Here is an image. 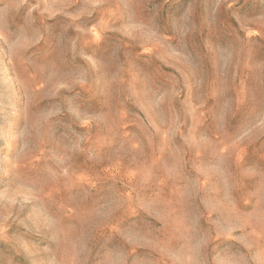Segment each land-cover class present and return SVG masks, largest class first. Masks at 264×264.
<instances>
[{"label": "rangeland", "instance_id": "1", "mask_svg": "<svg viewBox=\"0 0 264 264\" xmlns=\"http://www.w3.org/2000/svg\"><path fill=\"white\" fill-rule=\"evenodd\" d=\"M0 264H264V0H0Z\"/></svg>", "mask_w": 264, "mask_h": 264}]
</instances>
